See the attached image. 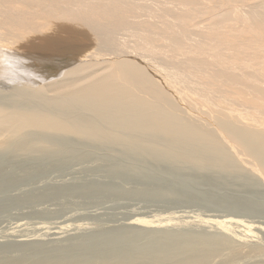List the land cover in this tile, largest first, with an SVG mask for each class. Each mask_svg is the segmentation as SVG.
<instances>
[{
  "label": "bare ground",
  "instance_id": "1",
  "mask_svg": "<svg viewBox=\"0 0 264 264\" xmlns=\"http://www.w3.org/2000/svg\"><path fill=\"white\" fill-rule=\"evenodd\" d=\"M54 137L137 150L140 159L148 152L168 161L167 155H176L171 159H193L192 168L205 162L227 172L238 156L264 172V0H0V151L24 150L34 158V149L63 144L53 143ZM42 155L36 158L50 154ZM214 219L200 222L234 237L256 229ZM136 225L162 223L144 219ZM159 229L91 241L67 263L237 261L228 255L236 249H220L215 234L203 229ZM223 237L227 241L229 234ZM262 250L255 246L247 255ZM47 256L35 260L61 258Z\"/></svg>",
  "mask_w": 264,
  "mask_h": 264
},
{
  "label": "rangeland",
  "instance_id": "2",
  "mask_svg": "<svg viewBox=\"0 0 264 264\" xmlns=\"http://www.w3.org/2000/svg\"><path fill=\"white\" fill-rule=\"evenodd\" d=\"M56 138L54 137L51 141L54 143V140L59 141L63 137ZM61 140H63L62 147L68 146L67 148H60L61 145L55 141L56 144H59L57 145L58 153L51 151L50 148L57 150V146L53 144L55 148L50 145L51 147L31 150L33 154L35 151L37 153L33 155L34 158L31 156V151V155H28L24 150L21 152L14 149V154L11 152L12 149L11 151L4 149L5 155L0 151L2 153H0V264H39L44 262L68 264L67 256L72 252L84 251L83 246L86 243L94 240L101 242L109 237L125 239L144 232L160 231V227L172 231L203 229L209 235L215 234L214 237L218 239L213 240L220 249L225 248V245H230V249H236L233 256L228 255L230 258L234 257L238 262L236 260L234 262L232 258V261L228 259L230 263L264 264V172L261 171V169L263 170L261 166L256 167L255 165L254 167L248 162L246 164L244 160H241L242 158L237 160L238 156H235L237 164L230 166L231 170L228 169L230 172H227L228 167L226 166L221 168L216 164L214 167L205 162L206 166L204 164L200 166L202 171L199 170L200 167L197 164L200 163L198 161L195 160L198 166H194L195 169L191 167L194 164V162L192 163L193 159L189 158L190 162L188 158H185L186 160L179 158L183 161L177 162L180 160L174 161L176 155H167L168 161L164 157V153V155L158 153L160 157L163 156L165 161H168L166 163L163 158H160L162 160L158 159L159 156L155 153L156 160L160 161L157 163L158 161L153 158L154 163L152 157L155 155L154 153L149 154V152L147 154L151 159L147 165L148 155L145 152L143 154L145 153L147 157L143 155V158L140 159L142 152H137V150H132L134 152L132 154L128 152L130 149L127 151L99 142H96L97 145L94 143V146H91L90 143L93 142L82 140L79 142L77 138L76 140L72 138L70 141L64 137ZM61 140L60 143H62ZM65 140H68L69 143ZM105 146L111 150L109 151ZM113 147L117 150H124L128 155L124 157V151L121 153L122 150H119V154V151L115 152V149H112ZM59 149H63V151L65 149L63 154L69 153L65 156ZM67 149L71 152L66 151ZM5 150L11 153H7L6 156ZM16 152L24 156L25 153L27 155L19 157ZM38 152L41 155H46V153L50 155H48L49 157H42V155L37 159L36 157L40 156ZM12 153L17 156L14 158ZM140 153L141 155H139ZM10 155L11 157H9ZM60 156L62 159L59 158ZM132 156L137 158L134 160L139 161L134 163ZM127 157L133 161H126ZM144 157L147 163H145ZM171 157L175 158L171 159ZM170 159L174 165L178 163V165L176 164L178 167L173 166ZM184 160L191 164L184 165L182 163ZM150 161L153 162L151 168L154 170L147 168L151 165ZM239 161H243L242 165H248L249 171H246V165L245 167L241 166ZM160 163L161 166L158 165ZM163 163L164 165H162ZM237 165L241 167L237 168ZM239 168H242L244 172L241 173ZM214 169H218L219 172ZM247 172L250 175H247ZM9 214L12 216L10 217ZM199 218H215L214 220L232 218L238 223L241 221L243 224L244 222L245 224L255 223L252 226L256 229L254 235L236 237L227 230V234H229L227 242L223 237L224 234L227 235L226 232H222L223 228L220 227L217 230L218 226L201 223ZM144 219L156 220L162 225H154L157 229H152L153 225H151L150 230L149 226H146L147 229H145V226L136 225V222H141ZM163 220L166 222L164 223ZM172 223L175 224L171 225ZM201 225H206L204 227H207V230ZM218 236L222 238L219 239ZM231 236H233L232 240H230ZM233 242H235V247ZM239 245L244 247H239ZM252 246H261L262 253L254 256L247 255L254 248ZM240 248L241 250H239ZM116 252L113 254L116 255ZM55 254L61 257L59 261L48 259L36 262L35 260L42 255H48L46 258H50ZM216 260L218 263L215 261V264H221V262L230 264L227 259L223 261V259L219 258L218 260L217 258Z\"/></svg>",
  "mask_w": 264,
  "mask_h": 264
}]
</instances>
